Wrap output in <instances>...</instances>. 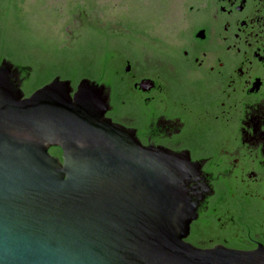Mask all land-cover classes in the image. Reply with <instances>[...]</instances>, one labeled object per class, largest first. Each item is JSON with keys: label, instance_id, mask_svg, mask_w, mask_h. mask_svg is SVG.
Here are the masks:
<instances>
[{"label": "water", "instance_id": "95a60500", "mask_svg": "<svg viewBox=\"0 0 264 264\" xmlns=\"http://www.w3.org/2000/svg\"><path fill=\"white\" fill-rule=\"evenodd\" d=\"M106 111L103 85L56 77L25 98L0 66V264H264L262 246L185 242L189 156L142 146Z\"/></svg>", "mask_w": 264, "mask_h": 264}, {"label": "flooded vegetation", "instance_id": "af4514ba", "mask_svg": "<svg viewBox=\"0 0 264 264\" xmlns=\"http://www.w3.org/2000/svg\"><path fill=\"white\" fill-rule=\"evenodd\" d=\"M9 7L0 0V66L26 98L32 68L14 61L24 41ZM172 15L160 37L138 26L136 50L108 45L105 117L144 147L189 156L196 219L185 242L264 247V0H183Z\"/></svg>", "mask_w": 264, "mask_h": 264}, {"label": "trees", "instance_id": "16d2710c", "mask_svg": "<svg viewBox=\"0 0 264 264\" xmlns=\"http://www.w3.org/2000/svg\"><path fill=\"white\" fill-rule=\"evenodd\" d=\"M98 1L65 0L62 5L43 8V0L34 5H28L26 0H8L15 28L21 34H28V20L35 10L50 13L55 20L53 32L50 31L51 36L44 44L46 48L39 53L37 48L29 51L28 47L14 45L15 63L25 62L32 68L31 77L23 85L25 95L56 77L70 81L74 90L82 79L102 84L106 76L108 45H119L126 53L138 45V26L128 27V21L120 20L117 14L110 17ZM54 26L58 27L57 32ZM32 54L38 61H32Z\"/></svg>", "mask_w": 264, "mask_h": 264}, {"label": "rangeland", "instance_id": "374dc122", "mask_svg": "<svg viewBox=\"0 0 264 264\" xmlns=\"http://www.w3.org/2000/svg\"><path fill=\"white\" fill-rule=\"evenodd\" d=\"M65 0H43L44 7L64 3ZM38 0H26L28 5H34ZM183 0H99L98 4L102 7L104 12L113 15L117 14L120 20L123 19L127 26L137 25L141 27H151V36L160 37L166 32V25L168 18H172V11L176 8L178 3H182ZM62 11V10H61ZM33 17L28 20V34L18 35L15 31L13 34L15 37H19L24 41L23 47L30 49L37 48L38 53L40 50L45 49L44 46L46 40L49 38L50 31L53 32L52 26L55 23L53 16L47 12L34 11ZM172 15V16H171ZM111 17V16H110ZM110 19V18H108ZM171 21V19H169ZM61 23V21H60ZM59 23V24H60ZM168 25V24H167ZM57 32L58 27L54 26ZM42 48V49H41ZM133 50H136L134 48ZM30 57V56H29ZM32 61H38L37 56L34 54L30 57Z\"/></svg>", "mask_w": 264, "mask_h": 264}]
</instances>
